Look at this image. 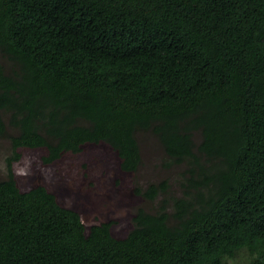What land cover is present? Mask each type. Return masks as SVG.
<instances>
[{"label": "trees", "instance_id": "1", "mask_svg": "<svg viewBox=\"0 0 264 264\" xmlns=\"http://www.w3.org/2000/svg\"><path fill=\"white\" fill-rule=\"evenodd\" d=\"M0 137V264H264V0H0ZM99 145L155 204L123 236L14 171Z\"/></svg>", "mask_w": 264, "mask_h": 264}, {"label": "rangeland", "instance_id": "2", "mask_svg": "<svg viewBox=\"0 0 264 264\" xmlns=\"http://www.w3.org/2000/svg\"><path fill=\"white\" fill-rule=\"evenodd\" d=\"M150 139L142 145L144 163L135 179L146 186L175 178L177 170L165 169L161 163L163 151ZM41 150H25L22 159L14 164V171L23 189L44 184L59 195L66 207L79 210L87 226L115 221V232L127 234L132 228V215L139 207L152 209L155 204L135 194L134 175H122L116 153L107 145L89 146L79 155L67 154L50 167L42 165ZM11 156L10 141L0 137V180L7 178V158ZM25 169L27 175L17 171ZM176 171V172H175ZM242 251L225 264H248Z\"/></svg>", "mask_w": 264, "mask_h": 264}, {"label": "clouds", "instance_id": "3", "mask_svg": "<svg viewBox=\"0 0 264 264\" xmlns=\"http://www.w3.org/2000/svg\"><path fill=\"white\" fill-rule=\"evenodd\" d=\"M17 175L19 176H24V175H27V172L25 169L21 168L17 171Z\"/></svg>", "mask_w": 264, "mask_h": 264}]
</instances>
